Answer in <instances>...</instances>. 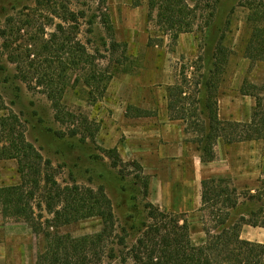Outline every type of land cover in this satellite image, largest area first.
<instances>
[{
    "label": "rangeland",
    "instance_id": "rangeland-1",
    "mask_svg": "<svg viewBox=\"0 0 264 264\" xmlns=\"http://www.w3.org/2000/svg\"><path fill=\"white\" fill-rule=\"evenodd\" d=\"M185 1L193 10L192 30L172 41L157 25L156 10L153 17L148 16V0H0V95L5 105L0 108V119L9 114L18 117V129L23 130L26 141L39 150L43 159L50 161L52 166L47 171L61 185L75 182L92 188L102 186L113 206L117 225H128L130 214L139 223L145 217L144 205L149 201L167 213L186 219L191 227V242L200 244L204 240L201 212L178 214L162 205L165 199H158V186L164 183L170 193L185 191L193 195L196 189L191 178L187 186L181 182L180 169L190 172V158L199 149L193 142L194 136L184 131V122L170 119L167 88L175 84L183 72L193 83L201 73L208 74L212 66L207 61L215 53V46L221 44L230 54L217 75L219 118L249 122L255 99L240 92L245 82L260 88L263 111L264 62L251 61L246 56V47L252 33L247 19L248 4L264 0ZM65 7L78 13L77 22L67 30L75 31L71 33L73 40L96 53L102 67L116 69L100 99L91 101L85 88L77 85L67 87L61 100L67 111L78 118L87 117L95 125L94 142L64 135L67 125L55 121L53 108L42 87L35 88L37 82L33 78L28 81L32 87L29 88V84L18 77L3 47V42L8 41L13 48L21 45L35 51V39H48L57 23L66 28L71 23L63 22ZM111 41L120 45L115 51L109 48ZM127 66L128 73L118 72ZM192 91L193 86L186 88L187 97L192 98ZM129 106L149 111L152 116L133 117L132 111L127 115ZM165 124L171 125L166 135L162 128ZM179 129L183 130L180 137ZM163 136L168 139L166 142ZM113 147L118 148L126 163L121 168L112 167L111 158L105 154V150ZM214 148L217 158L210 166L215 167L205 178L229 177L239 190L253 192L258 179L264 177V137L230 144L219 139ZM134 160L142 166L145 182L134 177L139 171L128 164ZM19 182L17 160L0 159V186ZM42 193L39 190L32 201L35 213L51 217L44 210ZM37 203H41L42 208ZM101 227L100 217H91L51 229V232L79 237L99 232ZM119 236L123 234L116 226L107 245L117 247L121 258V252L127 253L125 247H131L134 238L125 236V244L121 245ZM44 245L43 235L36 236L22 221L3 218L0 210V264H34L36 253ZM119 257L111 264H122ZM127 264L132 261L128 260Z\"/></svg>",
    "mask_w": 264,
    "mask_h": 264
},
{
    "label": "trees",
    "instance_id": "trees-1",
    "mask_svg": "<svg viewBox=\"0 0 264 264\" xmlns=\"http://www.w3.org/2000/svg\"><path fill=\"white\" fill-rule=\"evenodd\" d=\"M148 9L150 18L156 10L157 25L171 36L172 41H176L181 33L192 30L193 10L185 0H148ZM248 10L247 19L252 25V33L246 56L251 61L264 62V1L249 3ZM64 11L63 22L71 23L67 22V28L57 23L48 39H35V51L21 45L13 48L8 41L3 42V47L8 60L15 65L18 77L29 84V88L32 87L28 81L33 78L37 82L35 88L42 87L53 108L55 121L67 125L64 135L94 142L95 125L87 117L78 118L75 113L67 111L61 100L67 87L77 85L85 88L91 101L100 99L116 69L102 67L96 53L89 52L83 43L73 40L71 33L75 31L67 30L77 22L78 13L66 7ZM151 43L149 38L148 44ZM119 46V43L111 41L109 48L115 51ZM229 54V50L218 44L207 61L212 66L208 74L201 73L193 83L183 72L180 79L167 88L169 117L184 122V131L194 136L193 142L200 150L202 162L215 159L214 147L219 139L230 144L264 137V110L258 86L245 82L240 87L242 94L255 99L249 122L218 117L217 75ZM129 71L127 66L118 72ZM188 86H193L192 98L186 95ZM4 106L0 95V108ZM130 111L133 117L152 116L149 111L133 106L127 107V115ZM19 123L15 114L0 119V159H16L20 174L18 184L0 186V210L3 218L22 221L36 236H44L45 245L36 253L34 264H111L120 256L117 247L107 245L116 226L123 234L118 237L121 245L125 244V236L134 238V244L125 247L128 248L127 253L121 252L119 259L122 264H127L128 260L132 264H264V243L240 237L244 225L264 228V177L258 179L253 192L239 190L229 177L203 178L199 211L204 240L193 244L186 219L167 213L149 201L144 205L146 214L143 220L136 223L134 215L130 214L128 225H117L113 206L103 187L58 183L47 171L52 166L50 161L43 159L39 150L26 141L23 130L18 129ZM105 154L111 158L112 167L126 165L117 147L105 150ZM128 164L139 171L134 177L145 182L142 166L135 160ZM39 190L43 191L44 210L51 217L35 213L32 201ZM37 204L42 208L41 203ZM91 217H100L102 227L99 232L79 237L51 232V229Z\"/></svg>",
    "mask_w": 264,
    "mask_h": 264
},
{
    "label": "crops",
    "instance_id": "crops-1",
    "mask_svg": "<svg viewBox=\"0 0 264 264\" xmlns=\"http://www.w3.org/2000/svg\"><path fill=\"white\" fill-rule=\"evenodd\" d=\"M170 126H171L170 124H165L164 126H162V128L164 130V135H166L170 132V130H171ZM177 134L179 137L182 136L183 130L182 129L177 130ZM167 140L168 139H166L163 136V141L166 142ZM244 142H246V141H244ZM200 155H201L200 150H197V151H195V154H193L191 156V158H190V160H191L190 172H187V171L184 172L182 169H180V171H182V174H183V179H181V182H183L185 186L190 184V182H191L190 178L196 184V189H195V192L193 193V195H190L189 192H185V191L180 192V193H175V192L170 193L168 191V186L166 185V183L158 186V188H159L158 199H165L166 200L164 202V204H162L166 208L172 209V211H174L178 214H184V215L186 214V212L199 210V207L201 204V197H200L201 180L208 175L207 173H208V171L210 172L212 167H215V166H210V165L213 164V162L216 160L217 153H216L215 159L213 161H210V162H202L200 159ZM186 163H187V160H186ZM191 165H192V167H191ZM189 175H191V176H189ZM232 182H233V180H232ZM233 184H234V182H233ZM169 194H171V196ZM150 199H152V198L150 197ZM174 199L183 201V203L178 204ZM198 212H200V211H198ZM190 230H191V227H190ZM240 237L244 240L264 243V228L244 225L241 228Z\"/></svg>",
    "mask_w": 264,
    "mask_h": 264
}]
</instances>
